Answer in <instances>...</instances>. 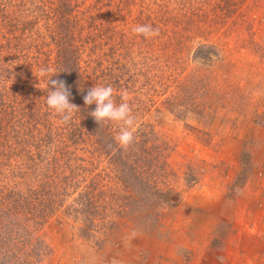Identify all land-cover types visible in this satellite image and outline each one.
<instances>
[{"label":"rangeland","instance_id":"374dc122","mask_svg":"<svg viewBox=\"0 0 264 264\" xmlns=\"http://www.w3.org/2000/svg\"><path fill=\"white\" fill-rule=\"evenodd\" d=\"M144 24L159 35L131 31ZM68 38L92 87L111 85L117 104L129 94L130 156L156 165L148 177L165 192L160 205L138 199L106 154L117 123L76 130V115L63 123L48 108L51 89L34 72L50 66L72 89L78 76L57 60ZM91 50L109 62L87 63ZM0 88L17 119L35 113L55 128V141L40 142L44 122L42 133L20 128L0 107V239L22 242L17 229L32 224L39 244L3 264H187L192 249L171 262L153 255L154 240L210 236L213 252L261 200L251 192L264 189V0H0Z\"/></svg>","mask_w":264,"mask_h":264},{"label":"trees","instance_id":"16d2710c","mask_svg":"<svg viewBox=\"0 0 264 264\" xmlns=\"http://www.w3.org/2000/svg\"><path fill=\"white\" fill-rule=\"evenodd\" d=\"M64 6L65 12H70L72 11V8L70 7V4H68L66 1H64ZM86 14V12H85ZM28 25V24H25ZM24 31L26 32L27 30H32V29H28L27 27H23ZM84 43V42H83ZM58 45L55 44V47ZM59 47H60V56L61 58L57 59L59 63H61L62 65L66 66L67 69L69 70H73L71 73L72 74H76L78 76L77 79L75 78H71V81H75L73 84V88L71 89L70 86V91L72 92V97H70V99L73 101V103H78V105L80 106L79 111H77L75 113V115L77 116V120L78 121L75 124L76 127H74V129L76 130H82L84 128L89 130V127L91 128L93 125L97 126L100 129H104V123H102L101 125L98 124L94 117H92L89 113L91 111H93L96 107L95 104L92 105H86L84 102V99L81 98L80 100H82V104L79 101V97L83 95L84 96L87 94L88 90L90 88H92V81H87V76L91 75L89 72V64H87V66L83 68V66L77 63V56H75L73 54V49L74 46L71 42V39H67L66 42H64L63 44L59 43ZM59 53V51H58ZM84 54L85 52L81 51V54ZM81 56V55H80ZM84 57L86 58V62L88 60L87 63H90L91 59H99L98 61H105L109 62V59L107 58V55H105L104 53L101 52H96V51H90L87 54H84ZM88 57V58H87ZM74 61V62H73ZM110 64V63H109ZM111 70V69H110ZM114 76V75H113ZM111 76V78L113 77ZM89 77V76H88ZM117 80L120 79L119 74L116 76ZM119 77V79H118ZM9 79V77H6ZM116 83V82H115ZM72 86V85H71ZM77 86V87H76ZM107 86V85H105ZM6 89H9V86H5ZM118 91V90H117ZM83 92V93H81ZM6 92H4L1 88H0V107L4 108V111H8V113H11L12 118L20 124V128H23L25 126H33L32 129L28 128L29 130H34V132H39L42 133V131L39 129L41 123H45L43 126L47 127L46 130L48 131V134H44V139H39L40 142H52L55 141V133H54V126L53 123L51 124V122L49 123L48 120H44L42 119L38 114H33V116H29L28 114L25 115H20V117L17 119V115L13 114V112L15 111H11V108H14L15 105L11 104V98H14L13 95L12 96H5ZM9 97V98H8ZM115 97V96H114ZM9 99V100H7ZM7 100V101H6ZM3 102V103H2ZM85 105V106H84ZM0 108V109H1ZM34 116H36V118H34ZM28 119H30V122H28ZM24 120L27 124L24 123ZM32 120V121H31ZM11 120L8 119V122H10ZM1 122V119H0ZM11 123V122H10ZM32 123V124H31ZM36 125H39V127H37ZM117 125V124H116ZM119 125V124H118ZM113 127V126H112ZM119 127V126H118ZM27 129V128H26ZM27 129V130H28ZM37 129V130H36ZM87 130V131H88ZM1 131V129H0ZM19 131L18 129H14V132ZM140 133V132H139ZM141 136V133L139 134ZM70 137V136H69ZM144 137V136H143ZM109 147L106 148L105 152L106 154L109 156L110 159L114 160H118L119 162L122 161L121 164V168L120 171L123 173L122 176H124L125 181H126V186L131 189V192L134 191L133 194H138L141 195L142 198H138V199H142L143 203L146 202H153L156 206L160 205V200L163 198L164 196V191L160 188L157 187V185L154 184V182L148 177L149 174V169L156 167V165L154 166L153 164H149L146 165L145 163H139L138 164L136 162H134V160H132L130 153L133 151L132 150V146L129 147L127 150L123 149L120 147V145L117 143V141L115 140L114 137L109 138V142H108ZM135 149V148H134ZM47 166L50 165H46V166H42L43 168H40L41 171V176L39 177V183L41 186L45 187L46 185H51V183L53 182L51 180V178L53 177V174L51 173V168H48ZM42 179V180H41ZM53 189V188H51ZM40 190H42L43 192H47V188H40ZM159 198V200L155 201L157 198ZM8 197V196H7ZM6 197V198H7ZM155 197V200H151L148 201L152 198ZM163 201V200H162ZM87 204V202H86ZM155 206V207H156ZM27 225V224H26ZM32 226V224H28L27 226L24 227H19L17 229V227H15V229L19 230L20 236L22 237H17V238H22V242H20L18 239H0V264H3V262H7L9 260L6 254H9V252L14 251V253H16V249L18 247L21 248V250L23 251V253L26 252L25 255H27L28 252L33 253V252H37L39 253V244H34L33 238V234L32 231L33 230H28L30 227ZM1 255H5V256H1Z\"/></svg>","mask_w":264,"mask_h":264},{"label":"clouds","instance_id":"9594fccd","mask_svg":"<svg viewBox=\"0 0 264 264\" xmlns=\"http://www.w3.org/2000/svg\"><path fill=\"white\" fill-rule=\"evenodd\" d=\"M136 35H143L146 38L159 35V28H153L149 24L136 25L131 30ZM57 73L52 67H42L34 75L43 80L51 89L47 93L46 104L57 114L63 123L70 122L80 107L71 102V91L62 79H52ZM115 90L111 85H95L90 88L83 97L86 105L95 104L96 107L89 114L94 117L98 124L109 121L119 124V132L115 140L121 148L127 150L135 142V132L137 130V119L133 115L132 107L129 104V94L127 91L120 93L121 102L116 103Z\"/></svg>","mask_w":264,"mask_h":264},{"label":"crops","instance_id":"0c3cea01","mask_svg":"<svg viewBox=\"0 0 264 264\" xmlns=\"http://www.w3.org/2000/svg\"><path fill=\"white\" fill-rule=\"evenodd\" d=\"M255 197H261L258 204L247 205L245 216L239 222L235 220L227 241L211 252V238L190 243L187 238L182 242L154 240L155 254H162L169 260L182 261L181 247L185 246L194 252L187 264H264V189L251 192ZM234 222V221H233ZM165 260V259H163Z\"/></svg>","mask_w":264,"mask_h":264}]
</instances>
